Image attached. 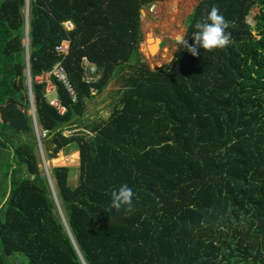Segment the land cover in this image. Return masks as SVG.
I'll return each mask as SVG.
<instances>
[{
    "label": "trees",
    "instance_id": "1",
    "mask_svg": "<svg viewBox=\"0 0 264 264\" xmlns=\"http://www.w3.org/2000/svg\"><path fill=\"white\" fill-rule=\"evenodd\" d=\"M155 1L28 0L24 14V0H0V264H264V0H200L188 44L213 5L231 43L177 48L151 70L137 46L141 9ZM58 63L76 99L50 78L63 112L34 80ZM112 79L108 116H86ZM29 95L49 158L76 144L75 186L67 167L51 169L55 192L41 174ZM121 184L131 212L109 208Z\"/></svg>",
    "mask_w": 264,
    "mask_h": 264
},
{
    "label": "rangeland",
    "instance_id": "2",
    "mask_svg": "<svg viewBox=\"0 0 264 264\" xmlns=\"http://www.w3.org/2000/svg\"><path fill=\"white\" fill-rule=\"evenodd\" d=\"M159 0L155 1L148 6H145L141 9V20H139V27H141L142 39L138 42V57L141 58L144 63L151 70H155L163 65L169 63L172 59L177 44V37L183 36L185 34V23L189 19L192 11L196 8V3H199L200 0ZM163 2V3H162ZM153 4V5H152ZM28 5V0H24V8L23 12L26 13ZM152 5V7H151ZM155 5V6H154ZM152 8V9H151ZM156 8V9H155ZM257 13V9H254L250 13V17H253ZM65 27H70L66 23H64ZM188 26V25H187ZM158 36V38L155 37ZM147 36V40H146ZM24 41V39H23ZM145 42L146 49L143 54L141 53V43ZM158 43L156 46L157 53L151 52L149 54V47L153 45V43ZM27 42L24 41V44ZM65 44V43H64ZM148 54L150 56H148ZM27 55V51L25 50V56ZM26 73V72H25ZM125 76L127 74V70L122 72ZM53 78V77H51ZM27 85V80H26ZM120 86V81L118 79H112L108 84L107 88L103 91L102 94L95 96L92 100H90L87 104V111L85 112L86 116H90L91 119H103L106 118L109 114V110L111 109V101L115 97L116 90ZM30 98V109L28 114H34L35 108L33 103L32 96L29 95ZM55 98V92L50 91L46 94L47 100H53ZM42 128L38 127V131H40L41 138L44 136L41 133ZM35 132V134H34ZM34 136L36 137V129L34 126ZM25 135V134H24ZM91 135V134H90ZM42 145L36 147V152L40 155V167L41 174L45 175L44 168L45 165L42 161V152L47 161V165L49 167V171L51 173V169L54 167H67L69 169L68 174V184L70 186H75L79 177V155L78 149L74 142L70 143L67 152L64 149H59L56 152V156L53 158H49L48 156V142L44 140L41 141ZM1 162V158H0ZM52 177V176H51ZM52 184L55 192V185L52 179ZM3 187V183L0 182V189ZM52 200L54 202V211L57 216L60 215L59 206L57 200L52 196ZM61 210V209H60ZM62 212V211H61Z\"/></svg>",
    "mask_w": 264,
    "mask_h": 264
},
{
    "label": "clouds",
    "instance_id": "3",
    "mask_svg": "<svg viewBox=\"0 0 264 264\" xmlns=\"http://www.w3.org/2000/svg\"><path fill=\"white\" fill-rule=\"evenodd\" d=\"M232 27L230 21H227L219 8L213 5L210 10L200 20L194 24L193 44H188L187 38L177 37L176 48H184L193 56L199 54L202 48L205 52H214L222 50L231 43V32L227 31ZM53 185V184H52ZM54 188V187H53ZM54 190V189H53ZM134 192L127 184H121L119 188L111 191L110 210L120 211L124 209L127 212L133 211Z\"/></svg>",
    "mask_w": 264,
    "mask_h": 264
},
{
    "label": "built area",
    "instance_id": "4",
    "mask_svg": "<svg viewBox=\"0 0 264 264\" xmlns=\"http://www.w3.org/2000/svg\"><path fill=\"white\" fill-rule=\"evenodd\" d=\"M152 5H151V7H152ZM65 23L68 26H70V27H66L67 29H70L72 27V24L70 22H65ZM56 50L58 52L66 53L68 51V41L67 40L62 41L58 46H56ZM83 65H84L85 68L87 67V69H88V71H86V74H85L86 81L90 82V81L94 80L91 77V74L93 72H95V68L92 67L90 65V63H88V61H87V59L85 57H83ZM51 77H54L56 80H58L59 82H61L63 84V86L66 88L67 92L69 93V95L72 97V101L76 100L75 99V95H74V91H73L72 87L70 86L69 81H68L67 76H66V73H65V71L62 68L60 63L56 64L51 71L43 73L40 76H36L34 78V80H35L36 83L44 82L46 84L45 94H48V92L54 91V86H53V84L51 82V79H50ZM48 101H49L50 105L54 106L56 109H59L60 112H63L65 110L63 107H60V104H59L58 100L53 99V100H48ZM31 116L33 118V124H34L35 129H36V137L35 138H36V146L38 147V146L42 145V142H41L42 138H41L40 131H38V126H37V123L35 121L34 114H32ZM41 133L45 137L46 130H41ZM41 154H42V161H43V163L45 165V168H44L45 176H47V178L50 179L51 182H52L51 173H50L49 167L47 165L48 159L45 158L43 152ZM38 157H40V155H38Z\"/></svg>",
    "mask_w": 264,
    "mask_h": 264
},
{
    "label": "crops",
    "instance_id": "5",
    "mask_svg": "<svg viewBox=\"0 0 264 264\" xmlns=\"http://www.w3.org/2000/svg\"><path fill=\"white\" fill-rule=\"evenodd\" d=\"M65 22H70V21H65ZM65 22H63V26H64V23ZM71 23V22H70ZM72 24V23H71ZM65 27V26H64ZM66 28V27H65ZM72 28V27H71ZM26 31H27V25L25 26V38H24V41L25 42H27L26 44H24V41H23V44H24V46H25V50L27 51V45H28V40H27V35H26ZM155 37L156 38H158V36L157 35H155ZM68 41V40H67ZM68 43H69V41H68ZM90 65H92L91 63H90ZM28 67V66H27ZM26 80H27V85H28V89H29V94H31V91H30V86H31V84H30V77H29V72L26 70ZM46 97V96H45Z\"/></svg>",
    "mask_w": 264,
    "mask_h": 264
},
{
    "label": "water",
    "instance_id": "6",
    "mask_svg": "<svg viewBox=\"0 0 264 264\" xmlns=\"http://www.w3.org/2000/svg\"><path fill=\"white\" fill-rule=\"evenodd\" d=\"M247 21H249V22H251V24H254V20L252 19V17H250V16H247ZM179 37V36H178ZM48 181H49V186H50V189H51V191L53 192L54 190V188H53V185H52V182H51V180L50 179H48ZM53 197H54V193H53Z\"/></svg>",
    "mask_w": 264,
    "mask_h": 264
},
{
    "label": "bare ground",
    "instance_id": "7",
    "mask_svg": "<svg viewBox=\"0 0 264 264\" xmlns=\"http://www.w3.org/2000/svg\"><path fill=\"white\" fill-rule=\"evenodd\" d=\"M155 9H156V8H155ZM148 51H149V54H151L150 49H149ZM149 54H148V56H150Z\"/></svg>",
    "mask_w": 264,
    "mask_h": 264
}]
</instances>
